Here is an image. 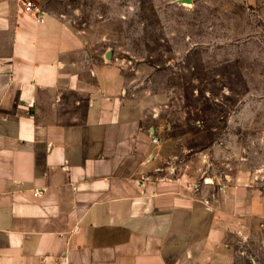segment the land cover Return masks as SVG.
I'll list each match as a JSON object with an SVG mask.
<instances>
[{"label":"crops","instance_id":"1","mask_svg":"<svg viewBox=\"0 0 264 264\" xmlns=\"http://www.w3.org/2000/svg\"><path fill=\"white\" fill-rule=\"evenodd\" d=\"M72 1L0 0V264H235L264 189L163 134L119 19L76 26Z\"/></svg>","mask_w":264,"mask_h":264},{"label":"rangeland","instance_id":"2","mask_svg":"<svg viewBox=\"0 0 264 264\" xmlns=\"http://www.w3.org/2000/svg\"><path fill=\"white\" fill-rule=\"evenodd\" d=\"M68 4L56 7L76 26L119 19L113 47L130 93L150 102L163 134L183 136L206 166L264 189V0ZM243 247L235 264H264L260 220Z\"/></svg>","mask_w":264,"mask_h":264},{"label":"built area","instance_id":"3","mask_svg":"<svg viewBox=\"0 0 264 264\" xmlns=\"http://www.w3.org/2000/svg\"><path fill=\"white\" fill-rule=\"evenodd\" d=\"M25 11L35 15L38 19L42 18L43 10L36 0H23ZM158 140L157 137H154V141Z\"/></svg>","mask_w":264,"mask_h":264},{"label":"water","instance_id":"4","mask_svg":"<svg viewBox=\"0 0 264 264\" xmlns=\"http://www.w3.org/2000/svg\"><path fill=\"white\" fill-rule=\"evenodd\" d=\"M187 1H189V0H187Z\"/></svg>","mask_w":264,"mask_h":264}]
</instances>
